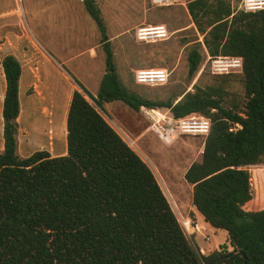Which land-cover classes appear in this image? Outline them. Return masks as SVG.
Returning <instances> with one entry per match:
<instances>
[{"label": "trees", "instance_id": "obj_1", "mask_svg": "<svg viewBox=\"0 0 264 264\" xmlns=\"http://www.w3.org/2000/svg\"><path fill=\"white\" fill-rule=\"evenodd\" d=\"M82 2L103 35L106 72L96 97L75 81L66 156H20L22 67L13 55L2 61L0 264H264V209L251 205L249 172L264 157V10L234 14L231 0H190L187 11L203 37L205 57L190 49L189 77L206 56L241 58L245 96L230 101L221 84L196 83L193 91L162 101L124 84L96 1ZM113 102L135 112L147 107L169 110L175 119L210 120L202 160L184 179L204 221L227 234L224 251L205 255L188 239L152 169L99 111Z\"/></svg>", "mask_w": 264, "mask_h": 264}, {"label": "rangeland", "instance_id": "obj_2", "mask_svg": "<svg viewBox=\"0 0 264 264\" xmlns=\"http://www.w3.org/2000/svg\"><path fill=\"white\" fill-rule=\"evenodd\" d=\"M95 1L104 20L106 36L111 40L117 72L130 90L147 99L166 101L183 91H193L196 83L201 87L221 84L228 92L230 101L244 99L242 71L228 74L224 78L225 75L212 74L205 61L195 78L192 80L189 77L188 52L196 47L205 57V50L202 45L203 37L197 32L186 6L156 8L149 0ZM189 1L184 0V3L187 5ZM241 1L231 0V3L237 6ZM18 2L22 8V22L27 34L37 38L43 48L47 46L44 49L55 60L65 62L67 57H72L62 67L75 81L81 85L83 83L90 95L96 97L101 78L106 72L105 52L99 45V40L103 41V35L85 11L82 0ZM142 25H164L169 31V39L153 44L139 42L136 30ZM46 31L53 35L47 40L48 43H44L43 39ZM58 36L60 39H54ZM144 68L169 70L171 74L168 83L158 87L138 85L135 82V72ZM89 101L94 104L90 99ZM99 111L152 169L178 220L180 216L195 220L191 212L192 187L186 183L184 175L192 163L202 160L205 136L177 135L165 142L151 130L150 122L140 111L135 112L122 102L105 103L103 111ZM30 122L31 119H28L26 124ZM249 172L254 196L252 206L264 209V157L262 163L251 166ZM207 227L211 241L205 243L197 238L196 246L189 239L191 243L202 254L205 251L206 255L213 251H224L227 247L226 233ZM228 251L231 249L228 248Z\"/></svg>", "mask_w": 264, "mask_h": 264}, {"label": "crops", "instance_id": "obj_3", "mask_svg": "<svg viewBox=\"0 0 264 264\" xmlns=\"http://www.w3.org/2000/svg\"><path fill=\"white\" fill-rule=\"evenodd\" d=\"M22 18L23 12L18 0H0V149H3L4 144L3 104L7 88L2 61L6 56L13 55L22 67L18 118L20 156L26 158L38 151H47L52 158L66 156L67 117L72 95L79 87L62 65L68 64L73 58L67 57L65 62L55 60L44 49L47 46L43 48L37 38L27 34ZM50 36L53 35L49 31L44 32V43H48ZM54 39L60 38L58 36ZM99 45L102 46L101 40ZM28 119H31L30 124H26ZM192 209L195 220L205 223L194 206ZM202 252L206 255L205 251Z\"/></svg>", "mask_w": 264, "mask_h": 264}, {"label": "built area", "instance_id": "obj_4", "mask_svg": "<svg viewBox=\"0 0 264 264\" xmlns=\"http://www.w3.org/2000/svg\"><path fill=\"white\" fill-rule=\"evenodd\" d=\"M156 8H170L186 6L184 0H149ZM186 9V8H185ZM233 13L239 11L258 12L264 10V0H242L237 6L232 3ZM169 31L164 25H142L136 30V38L141 43L153 44L169 39ZM206 64L214 75H228L242 71V59L231 56H207ZM169 70L165 68H144L135 72V82L146 87L166 85L170 78ZM141 114L150 122L151 130L158 137L167 142L177 135L207 136L210 130V120L202 116H191L175 119L169 110L140 108ZM179 223L188 237L195 244L197 238L205 243L211 241L208 227L204 222H198L190 217H179ZM208 232V233H207ZM196 245V244H195ZM197 246V245H196Z\"/></svg>", "mask_w": 264, "mask_h": 264}, {"label": "water", "instance_id": "obj_5", "mask_svg": "<svg viewBox=\"0 0 264 264\" xmlns=\"http://www.w3.org/2000/svg\"><path fill=\"white\" fill-rule=\"evenodd\" d=\"M236 254H238V255L242 256L243 258H245V255H244L243 253H236ZM228 258H229V256H227V257H224V258H220V259H218V260L220 261V260H223V259H228Z\"/></svg>", "mask_w": 264, "mask_h": 264}]
</instances>
